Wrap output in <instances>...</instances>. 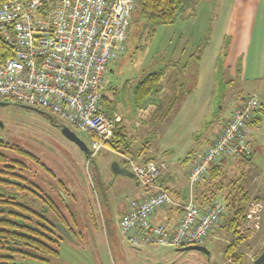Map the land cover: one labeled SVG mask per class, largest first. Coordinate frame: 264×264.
<instances>
[{
	"label": "built area",
	"instance_id": "1",
	"mask_svg": "<svg viewBox=\"0 0 264 264\" xmlns=\"http://www.w3.org/2000/svg\"><path fill=\"white\" fill-rule=\"evenodd\" d=\"M136 2L12 0L0 4V102L45 110L64 126L93 136L88 164L109 149L107 142L121 121L117 113L108 116L104 112L102 99L112 64L126 53ZM261 111L256 93L241 99L213 143L194 157L188 173L190 194L183 203L175 201L161 184L167 162L125 157L141 191L118 222L123 243L134 248L177 249L215 239L227 206L216 198L201 207L193 189L218 161L251 153L252 123ZM175 207L182 208L175 226L154 221L158 210ZM260 207L256 203L246 215L249 222L259 220ZM103 225L106 234L104 220ZM234 260L231 256L226 264H235Z\"/></svg>",
	"mask_w": 264,
	"mask_h": 264
},
{
	"label": "rangeland",
	"instance_id": "2",
	"mask_svg": "<svg viewBox=\"0 0 264 264\" xmlns=\"http://www.w3.org/2000/svg\"><path fill=\"white\" fill-rule=\"evenodd\" d=\"M194 12L193 23L189 22L190 19L178 20L174 25L158 27L155 34L147 35L142 39L135 35L137 30H133L132 37L127 41V51L123 58L117 61L116 65L111 66L113 70L109 72L106 79L110 89H107L104 94L109 98V95L113 93V88L117 95L120 97L123 95L126 102L128 100L130 102L131 87L134 83L145 71L155 68L158 63L171 60V53L183 44V42L181 43L182 38L191 39V46L188 47L184 58H178L181 63H186L190 54L201 47L208 37L209 24L216 16L200 7L197 12L195 7ZM172 60L173 62L177 61V59ZM229 81L232 82L229 84ZM220 85L222 93H224V103L221 117L215 121V128H218L229 118L241 98L251 93L258 94L263 105V112L260 114V124L252 127L250 141L253 160L241 162L238 159H231L219 180V185L217 184L221 187V193L217 198L222 200L226 206L231 202L232 209L227 213L226 220L224 219L217 230L216 238L206 241V245L211 251L210 258L195 250L181 251L153 245L134 248L123 243L118 222L124 213L122 210H110L108 203H105L103 208L107 216H113V223L109 221L108 225L111 226L106 229L105 234L103 220L107 226L110 219L108 217L105 219L103 214L104 219L102 220L103 210L99 205L100 197L102 198L104 195V188H110L107 195L110 197L111 205L116 203L122 208L136 195V192L132 190L136 189L133 179L117 178L125 180L115 182L117 176L111 172L114 162L124 164L122 158L108 149L103 150L95 158L94 163L88 164L85 154L77 145L64 137L62 131L49 117L36 110L13 103H3L0 106V122L4 125L0 128V136L3 142L9 144L10 147L18 146L24 149L37 159L42 166L38 163L33 165V162L28 159L29 164L41 175L38 177L39 179H45L44 183L50 178L54 182L58 179L67 181V189L75 194L69 199L72 210L77 211L73 213L77 216L79 224L77 232L82 234V238L77 239L79 244L74 243V240L71 239L62 241L60 259L55 264H226L229 257L233 256L236 259L234 255H225L227 248L234 241L236 243L235 251L244 255L243 264L253 263L264 248V84H244L238 77L230 75L222 66ZM126 87H128L127 90ZM219 100L220 98L217 102ZM109 106L112 105L109 104ZM217 106H219L218 103ZM121 110L123 112L119 109L115 112L120 117L126 113L127 119H124V125L131 132L133 126L134 128L138 126L137 119L132 114L131 107H124V110ZM53 119L58 120L56 116H53ZM169 123L170 121H167L163 125L148 126L144 129L146 133L156 136H152L150 139L153 145L163 137ZM76 133L87 145H90L91 137L89 135L77 131ZM133 139L135 141V137ZM195 149H197V145H195ZM10 151L15 152L14 150ZM44 166L48 167L55 178L47 175ZM169 169L172 171L171 167ZM123 181H126L127 185L123 184ZM164 186L170 188L169 193L174 197L173 189L167 183ZM244 193L247 194V198ZM69 194L72 195L70 192ZM256 203L262 204L258 211L259 220L257 219L258 222L257 220L249 222L246 215L255 207ZM238 207H243L244 213L237 233L232 234L229 232L228 223L233 217V211ZM91 236L93 242L92 240L88 242L87 240L91 239ZM234 263L238 264L236 260Z\"/></svg>",
	"mask_w": 264,
	"mask_h": 264
},
{
	"label": "trees",
	"instance_id": "3",
	"mask_svg": "<svg viewBox=\"0 0 264 264\" xmlns=\"http://www.w3.org/2000/svg\"><path fill=\"white\" fill-rule=\"evenodd\" d=\"M8 1L12 0H0V4ZM19 1L25 2L27 0ZM196 3V0H137L129 27L128 39L132 37L133 30H137L135 35H138V38L142 39L147 35L150 36L155 34L158 27L170 26L176 24L178 20L185 21L186 19H190L195 13L194 9ZM211 27L212 26L209 24L207 30L208 37L202 43V46L191 54L184 65L170 60L158 63L155 68L145 71L134 83L133 87H131V104L133 105L134 110V113L132 111V114L136 117L138 116V113L149 110L147 120L144 121V124L151 127H157L170 121L185 98L193 93L196 88L199 66L204 51L210 43V35L213 29V27ZM228 46L229 42L227 38L217 63V83L211 101V109L204 120L202 130L195 134V140L197 142L201 141V143H203V141H211V132L215 129V121L221 117L223 111L224 93H222L220 83L222 82L223 60L227 55ZM123 56L120 59H122ZM160 64L161 67H158ZM170 67H173L174 69L168 73ZM237 72L238 74H241L242 72V59L240 60ZM231 82L232 81H229V84ZM118 97L119 95L115 93V95L113 94L114 100H110L103 93L102 103L104 106V112L108 116H112L114 112L118 110V105L120 104V99L118 101ZM120 98H122V96ZM219 98L220 100L217 102ZM217 103L219 106H217ZM13 104L23 106L17 103ZM109 104L112 106H109ZM23 107L36 110L45 115L50 114L45 110L26 106ZM262 112L263 105L261 113ZM122 116L121 121L116 125L113 137L107 142L108 148L113 152L125 157H131L139 162L154 160L152 157L145 159V156L149 152L148 144H151L150 139L154 135L151 134L145 145L136 152L133 149V140L129 136L130 131L124 125V119H127V115L126 113H123ZM260 122L261 119L259 116L252 123V127L258 126ZM90 137L93 138V136ZM10 150H14L15 152H11ZM196 150L197 149L195 148L191 149L187 157L180 161L181 164L188 166L193 161L194 157L197 156L198 152ZM142 156L144 159L140 161ZM28 159L33 162V165L34 163L39 164L38 160L33 158L29 153L19 148L10 147L9 145L4 144V142H0V197L5 198V201L1 202L2 207L0 208V264L57 263L60 259L61 242L69 240V238L66 237L57 227V222L61 223V225L69 230L72 237L71 240H74V243H78L77 239L79 237L82 238V234L78 233L77 230L76 232L74 230V228L77 229L79 227L78 219H75L73 216L71 218L69 217L72 212V205L69 197H73L75 194L67 189V181L58 179L55 183V188L59 189V191L54 192L50 190L51 188L54 189V186L47 185L46 190L48 191L44 193L38 188V184L34 181L37 177H41V175L38 174V171H36L34 167H31ZM237 159L241 162L247 160L252 161L253 152L251 151L246 157ZM230 160L231 159H222L220 160L221 165L217 166L216 163L209 170L208 176L203 182L207 185H213L212 195L202 197L200 193H195L194 199L199 206L202 207L219 196L221 193V187L218 186L220 182L219 180L225 172ZM126 164L127 162L124 161V165ZM44 170L47 175L55 178L50 170L47 168ZM28 178L32 179V181L27 183ZM46 183H48V181ZM165 188L169 192V188L166 186ZM69 192L72 195H70ZM245 196L246 198L248 197L247 194ZM39 198L44 200L41 203L42 208L37 210L33 208L32 203L38 201ZM101 199L105 205V203H107L105 189L104 195ZM227 208L228 212H230L232 209L231 202ZM243 213V207H238L233 211V217L228 223L229 232H232V234L237 233ZM103 217L104 215L102 213V220L104 219ZM109 219L110 223H113V218L109 217ZM90 240L93 242L92 236L91 239L87 241L90 242ZM235 244L234 241L227 248L225 255H234L237 263L243 264L244 255L241 252L235 251ZM263 251L264 248L259 255H261ZM262 264H264V262Z\"/></svg>",
	"mask_w": 264,
	"mask_h": 264
},
{
	"label": "crops",
	"instance_id": "4",
	"mask_svg": "<svg viewBox=\"0 0 264 264\" xmlns=\"http://www.w3.org/2000/svg\"><path fill=\"white\" fill-rule=\"evenodd\" d=\"M196 1V12L200 7L201 9H206L207 12L216 15L215 19L210 23L211 26L213 25L210 43L204 51L199 66L196 88L193 93L186 97L182 102L180 108L170 120L163 137L158 140L155 145L152 143L148 144L149 152L145 156V159L152 157L154 160L167 162L168 168L164 171L163 176L161 177V184L164 186V184L167 183L173 189L175 198L173 196L172 197L178 203H183L186 200L187 195L190 194L188 173L192 163L191 162L188 166H185L184 164H181L180 161L187 157L189 151L195 148V145H197V155L204 152L217 138L221 129L227 124L233 114L232 112L223 124L211 132V141H203V143H201V141L197 142L195 140V134L202 130L204 120L208 116L211 109V101L213 99L217 83V63L227 38L229 46L227 49V55L223 60V67L230 75L238 77L240 82L244 84H264V0ZM192 17L189 20L190 23L191 21L193 23L195 19V17ZM203 29L205 31V26ZM182 42L183 44L179 46L181 48L179 49V47H177L178 49L171 53V57L169 56L171 59L170 61H173L172 59H177L176 62H179L180 60L178 58H184L185 53H187L186 51H188V47L191 46V39L182 38L181 43ZM191 51H194V49H191ZM241 59L242 72L241 74H238L237 69L239 68ZM181 64L184 65L185 63ZM158 67H161V64ZM169 69L168 73H170L174 68L170 67ZM112 70L113 68L110 69V72ZM107 89H110V87L108 81L106 80L104 92ZM127 89L128 87H126V90ZM112 90L113 93L109 95L110 100H114L113 94L116 93L115 89L112 88ZM239 102L236 104L237 106L239 105ZM124 107H131L134 113L133 105L131 104V97L130 102L129 100L126 102L124 96L121 98L118 109L123 112L121 109L124 110ZM148 113L149 110L138 113V116H136L137 118L135 117V119H137L136 122L138 123V126L136 128L133 126L131 132H129V136L132 138L134 143L133 149L136 152H138L145 145L151 135L150 133H146L144 131V129L149 126L144 124V121L147 120ZM134 130L136 131L133 132ZM133 137H135V141ZM118 155L122 158V162L124 163L125 156L121 154ZM142 159H144L143 156L140 158V161H142ZM219 165H221L220 161L217 162V166ZM121 166L126 167L127 164H123ZM170 167L172 168V171L169 169ZM115 178V182L117 180H125L117 179L125 178L122 176H117ZM122 183L127 185L126 181H123ZM134 183L136 189L134 188L132 190L133 192H136V198V196H139L141 188L136 178L134 179ZM104 189L106 191L107 203L110 210H122L124 213L123 217L126 216L129 210V203H127V205L123 208L121 205L116 203L111 205L110 197L107 195L110 188L106 187ZM212 190V184L207 185L203 182L193 189V196H195V193H200L202 197L212 195ZM111 217L113 216L111 215ZM181 217L182 208H165L156 212L154 221L156 223H167L169 226H175L180 221Z\"/></svg>",
	"mask_w": 264,
	"mask_h": 264
},
{
	"label": "water",
	"instance_id": "5",
	"mask_svg": "<svg viewBox=\"0 0 264 264\" xmlns=\"http://www.w3.org/2000/svg\"><path fill=\"white\" fill-rule=\"evenodd\" d=\"M3 105V103H0V106ZM62 134L71 142L75 143L78 145V147L81 149V151L83 153H85L86 157L88 158L89 156V151H88V147L87 145L80 139V137L74 132L72 131L68 126H62ZM111 172L115 175V176H122V177H128L131 179H135V175L130 172L128 170V168L121 166L118 162H114L111 166ZM100 205L101 208L103 210V214L105 215V219H107V215L105 213V210L103 208L104 203L100 197ZM109 218V217H108ZM107 223V229L109 228L110 225ZM60 231L69 239H72L69 231L63 226V225H58ZM181 251H191V250H195V251H200V252H206L207 254H209V251L202 246H198V245H192V246H187V247H183L180 249ZM264 262V251L261 253V255H259V257H257L252 264H262Z\"/></svg>",
	"mask_w": 264,
	"mask_h": 264
},
{
	"label": "flooded vegetation",
	"instance_id": "6",
	"mask_svg": "<svg viewBox=\"0 0 264 264\" xmlns=\"http://www.w3.org/2000/svg\"><path fill=\"white\" fill-rule=\"evenodd\" d=\"M119 99H120V96L118 97V101H119ZM0 103H8V102H0ZM45 115V114H44ZM45 116H47V117H49L50 118V120L62 131V123H61V121L58 119L57 121L55 120V119H53V116L54 115H52V114H46ZM64 126V125H63ZM2 127H4V125L2 124V122H0V128H2ZM71 129V128H70ZM72 131H74L75 133H76V131L75 130H73V129H71ZM77 134V133H76ZM65 137V136H64ZM66 138V137H65ZM67 139V138H66ZM81 139V138H80ZM68 140V139H67ZM82 140V139H81ZM69 141V140H68ZM83 141V140H82ZM0 142H3V140H2V137L0 136ZM69 142H71V141H69ZM84 142V141H83ZM71 143H73V142H71ZM85 143V142H84ZM4 144H7V143H4ZM73 144H75V143H73ZM86 144V143H85ZM7 145H9V144H7ZM75 145H77V144H75ZM87 145V144H86ZM78 146V145H77ZM87 147H88V151L90 152V145H87ZM15 148H19V149H21L20 147H18V146H16ZM79 148V147H78ZM80 149V148H79ZM21 150H23V151H25L24 149H21ZM81 150V149H80ZM25 152H27V151H25ZM27 153H29V152H27ZM30 154V153H29ZM85 154V153H84ZM31 155V154H30ZM32 156V155H31ZM86 156V155H85ZM86 159H87V157H86ZM87 161V160H86ZM39 165L40 166H42V164H40L39 163ZM45 167V166H44ZM45 168H47L48 169V167H45ZM49 170V169H48ZM39 174V173H38ZM44 178H42V179H39L38 177L34 180L37 184H38V188H40L44 193H46V186L47 185H50V186H54V189H50V190H52V191H59V189H57V188H55V183L56 182H54L52 179L50 180V179H48V184L45 182L44 183ZM31 182L32 181V179H30V178H28V180H27V183L28 182ZM26 187H28V186H26ZM29 191V190H28ZM5 198H2V197H0V208L2 207V203L1 202H4L5 200H4ZM44 200V199H43ZM43 200L42 199H38V201H34L32 204H33V208L34 209H37V210H39L40 208H42V202H43ZM28 208V207H27ZM73 212H77L76 210H72V212H71V215H69V217L71 218L72 216L75 218V219H77V217L74 215V213ZM58 225H61V223H59V222H57V227H58ZM59 228V227H58ZM66 228V227H65ZM67 229V228H66ZM68 230V229H67ZM74 230H75V232H76V228H74ZM69 231V230H68ZM213 240V239H212ZM208 241H211V240H208ZM202 247H205L208 251H209V254H207L206 252H200V251H198V252H200L201 254H204V255H206L208 258H210V256H211V251L209 250V248L207 247V245H206V243L204 244V245H201ZM181 248H177V250H180Z\"/></svg>",
	"mask_w": 264,
	"mask_h": 264
}]
</instances>
